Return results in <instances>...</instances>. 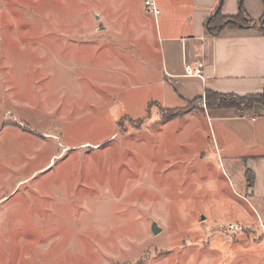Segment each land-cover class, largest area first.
Listing matches in <instances>:
<instances>
[{
  "label": "rangeland",
  "instance_id": "rangeland-1",
  "mask_svg": "<svg viewBox=\"0 0 264 264\" xmlns=\"http://www.w3.org/2000/svg\"><path fill=\"white\" fill-rule=\"evenodd\" d=\"M160 70L145 0H0V264H264L205 98L160 121Z\"/></svg>",
  "mask_w": 264,
  "mask_h": 264
},
{
  "label": "crops",
  "instance_id": "crops-1",
  "mask_svg": "<svg viewBox=\"0 0 264 264\" xmlns=\"http://www.w3.org/2000/svg\"><path fill=\"white\" fill-rule=\"evenodd\" d=\"M161 17L155 18L159 38L160 105L179 109L205 98L207 91L222 95L248 96L264 93L263 0H245L247 17L254 22L245 28H224L211 34L207 20L220 0H155ZM239 0H225L222 15L238 17ZM181 14H185L182 21ZM200 64V75H193ZM190 66V71L187 70ZM190 72V73H189ZM206 135L231 187L253 206L264 221V105L251 113L236 109L202 108ZM253 176L248 186L247 172Z\"/></svg>",
  "mask_w": 264,
  "mask_h": 264
},
{
  "label": "trees",
  "instance_id": "trees-1",
  "mask_svg": "<svg viewBox=\"0 0 264 264\" xmlns=\"http://www.w3.org/2000/svg\"><path fill=\"white\" fill-rule=\"evenodd\" d=\"M244 1L239 0V15L234 18H227L221 14V8L224 0H220V6L217 11L207 20L206 28L209 33L217 34L224 28H245L253 26L254 22L250 20L244 9ZM264 1V0H263ZM260 26L264 30V18L260 21ZM205 102L208 109H236L240 115L244 113L250 114L255 104L264 105V93L248 96L222 95L212 91L205 93ZM176 114L170 113L167 109H160V121H168L175 119ZM247 183L251 187L253 185V176L248 171Z\"/></svg>",
  "mask_w": 264,
  "mask_h": 264
},
{
  "label": "built area",
  "instance_id": "built-area-1",
  "mask_svg": "<svg viewBox=\"0 0 264 264\" xmlns=\"http://www.w3.org/2000/svg\"><path fill=\"white\" fill-rule=\"evenodd\" d=\"M145 6L147 8V11L149 13H151L155 18L158 17V15H160V10L156 5L155 0H145ZM197 68L194 69L193 75H200V68L201 65L200 64H196ZM187 70L190 71V66H187ZM190 73V72H189ZM247 113H244V116H246ZM229 229L231 231H239L241 228L238 225H231L229 226Z\"/></svg>",
  "mask_w": 264,
  "mask_h": 264
},
{
  "label": "water",
  "instance_id": "water-1",
  "mask_svg": "<svg viewBox=\"0 0 264 264\" xmlns=\"http://www.w3.org/2000/svg\"><path fill=\"white\" fill-rule=\"evenodd\" d=\"M96 18L98 19L99 16H96ZM100 27H103V25H101ZM151 229H152L153 234H158L160 232V229L158 228L156 222L152 223Z\"/></svg>",
  "mask_w": 264,
  "mask_h": 264
}]
</instances>
